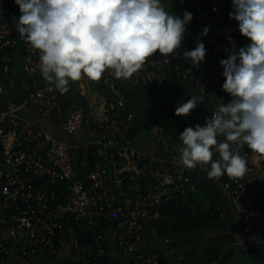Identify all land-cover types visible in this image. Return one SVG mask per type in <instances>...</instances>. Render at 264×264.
I'll use <instances>...</instances> for the list:
<instances>
[{
  "label": "built area",
  "instance_id": "2783aa9c",
  "mask_svg": "<svg viewBox=\"0 0 264 264\" xmlns=\"http://www.w3.org/2000/svg\"><path fill=\"white\" fill-rule=\"evenodd\" d=\"M229 1L162 0L175 16L185 11L193 15L178 55L169 56L167 63L155 53L137 73L122 78V88L110 74L88 79L106 99L107 118L99 125H92L83 107L65 116L62 92L53 84L37 88L21 104L8 101L0 114V264H160L156 240H171L158 231L156 222L168 205L187 195L195 173L208 178L209 166L185 168L179 162L182 145L159 125L149 131L155 137L153 150L126 139L134 119L126 92L164 84L172 74L193 84L199 96L211 102L212 113L218 104L229 102L219 62L233 46L238 50L249 43L229 26L210 24ZM19 17L14 0H0V97L14 85L9 76L17 47L23 52L24 73L41 75L38 51L16 31ZM205 28L206 37L201 35ZM198 42L205 45V58L212 60L204 69L191 66L182 55ZM26 109L62 122L69 135L84 128L92 137L72 146L62 144L25 118ZM158 145L167 150L158 151ZM234 150L246 159L247 173L211 180L239 215L243 238L252 241L264 235V156L247 146Z\"/></svg>",
  "mask_w": 264,
  "mask_h": 264
},
{
  "label": "clouds",
  "instance_id": "9594fccd",
  "mask_svg": "<svg viewBox=\"0 0 264 264\" xmlns=\"http://www.w3.org/2000/svg\"><path fill=\"white\" fill-rule=\"evenodd\" d=\"M14 2L20 11L17 33L38 51L42 78L62 93L70 81L99 80L109 70L117 79L129 78L157 52L161 62L168 63L169 56L178 55L193 19L188 11L182 17L169 13L162 0ZM232 5L229 19L249 43L238 50L233 46L219 62L222 90L231 100L218 104L203 126L186 127L178 137L179 162L187 169L209 166V179L247 173V161L234 146L264 156V0H232ZM208 31L201 35L206 37ZM182 55L198 67L205 59V45L198 42ZM198 103H203L202 96L179 102L175 115L188 117ZM214 154L218 158L213 159Z\"/></svg>",
  "mask_w": 264,
  "mask_h": 264
},
{
  "label": "crops",
  "instance_id": "0c3cea01",
  "mask_svg": "<svg viewBox=\"0 0 264 264\" xmlns=\"http://www.w3.org/2000/svg\"><path fill=\"white\" fill-rule=\"evenodd\" d=\"M211 62V58L207 57L197 68L204 69L206 63ZM104 74H110L119 86L123 85L122 78L117 79L112 70L106 71ZM9 79L13 81L14 85L7 89L6 95L0 97V114L6 109L8 101L21 104L37 88L49 84L41 75L32 77L24 73L21 47H17L13 52L12 72ZM88 79L82 77L79 81L70 83L67 86L69 90L63 96V101L72 103L71 110L83 107L92 125L96 126L106 121V99L99 90L89 85ZM22 115L44 127L62 144L72 146L86 142L92 137L91 132L84 128L75 135H69L62 122L43 119L32 109L24 110ZM145 145L146 148L140 149L148 150L149 147L151 150L154 149V143ZM208 200L211 205L209 212L211 210L220 212L218 222H212L213 228L206 226L207 218H209L207 214L191 213L183 203L169 207V213L172 210L171 218L176 219L179 212H183L187 219L185 222L178 220L175 229L170 230L172 235H167V237L171 240V244H166L159 238L156 240L157 251L165 264H241L244 258H252L255 260V264H264V258H262L264 256V235L252 241L244 239L239 230L240 217L229 205V202L213 205L211 200ZM169 213L168 215H170ZM195 216L199 218L195 219ZM223 237L225 240H222ZM111 250L116 253L115 248L111 247ZM16 263L18 262L10 260L8 264Z\"/></svg>",
  "mask_w": 264,
  "mask_h": 264
},
{
  "label": "trees",
  "instance_id": "16d2710c",
  "mask_svg": "<svg viewBox=\"0 0 264 264\" xmlns=\"http://www.w3.org/2000/svg\"><path fill=\"white\" fill-rule=\"evenodd\" d=\"M233 10L232 0H230L221 14L214 16V20L211 21V25L218 23L221 27L229 26L235 30V33L240 35L238 30V24L229 19V13ZM216 22V23H215ZM210 25V26H211ZM210 58V57H208ZM122 88V86L120 85ZM60 102L64 110V115H68L70 107L73 106L71 102H64V93H61ZM193 96H199L196 88L189 81H182L177 79L174 75L170 74L168 81L164 84L151 83L147 87H141L131 92H126V98L130 103V110L134 115V119L131 124V128L126 134V139L133 141L134 138L149 132L150 129L159 125L172 135L173 140L176 143L182 145L179 140V135L184 131L186 127H195L196 125L203 126L205 120L210 117L213 111V106L210 101L203 100V103H198V108L193 110L188 117H178L175 115V108L179 102H186ZM189 191H198L204 194L207 199H210L213 205L220 202H227L221 189L211 179H208L205 174L201 172L195 173L191 177V182L188 186ZM188 194V193H187ZM223 195V196H222ZM187 196V195H186ZM185 196V197H186ZM175 201L168 205L161 212V219L156 222L158 231H163L165 235H172L171 229H175L178 220L185 222V215L183 212H179L178 217L171 218L172 210L169 213V207L171 205H177L182 203L185 198ZM188 197V196H187ZM226 200V201H225ZM227 204V203H226ZM230 205V204H229ZM168 213L170 215H168ZM175 214V213H174ZM220 212L210 211L207 216V228H213L214 223L218 222L217 219ZM198 219V216H195ZM183 225V224H182ZM222 240H225L223 237ZM264 258V256L262 257ZM160 264H165L164 260H160Z\"/></svg>",
  "mask_w": 264,
  "mask_h": 264
},
{
  "label": "rangeland",
  "instance_id": "374dc122",
  "mask_svg": "<svg viewBox=\"0 0 264 264\" xmlns=\"http://www.w3.org/2000/svg\"><path fill=\"white\" fill-rule=\"evenodd\" d=\"M154 141H155V137L150 132H145L143 134H140L133 140L135 145H137L139 148H146L147 146L145 144L147 143L153 144ZM156 149L158 151L167 150L164 149V145H158ZM181 202L188 207L191 213L194 214L195 213L202 215L208 214L211 208L210 201L204 196L203 193L198 191H189L188 197L184 198ZM243 260L245 264H253V263L255 264V260H253L252 258H244ZM243 262H241V264ZM16 264H21V263L18 262Z\"/></svg>",
  "mask_w": 264,
  "mask_h": 264
}]
</instances>
